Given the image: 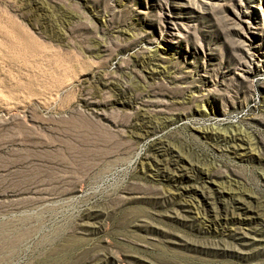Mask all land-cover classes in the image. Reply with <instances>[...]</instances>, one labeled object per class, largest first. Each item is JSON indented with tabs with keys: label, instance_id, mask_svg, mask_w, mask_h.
I'll list each match as a JSON object with an SVG mask.
<instances>
[{
	"label": "rangeland",
	"instance_id": "1",
	"mask_svg": "<svg viewBox=\"0 0 264 264\" xmlns=\"http://www.w3.org/2000/svg\"><path fill=\"white\" fill-rule=\"evenodd\" d=\"M0 264H264V0H0Z\"/></svg>",
	"mask_w": 264,
	"mask_h": 264
}]
</instances>
